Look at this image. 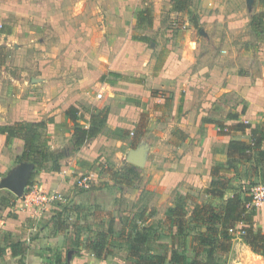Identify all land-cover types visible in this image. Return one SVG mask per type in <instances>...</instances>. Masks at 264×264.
Instances as JSON below:
<instances>
[{
	"label": "rangeland",
	"instance_id": "1",
	"mask_svg": "<svg viewBox=\"0 0 264 264\" xmlns=\"http://www.w3.org/2000/svg\"><path fill=\"white\" fill-rule=\"evenodd\" d=\"M140 10L149 11L151 27H136ZM262 11L264 0H0V15L6 13V17L0 19L3 21L0 31L11 32L10 43L14 41L18 46L15 54L26 60L32 74L41 71L38 65L35 69L30 67L31 63L34 65L31 61L38 57L36 52L45 54L47 59L62 56V61L54 67L56 71L51 72L55 77L62 76L63 86L67 83L72 87L74 96L70 98L78 107L76 123L83 125L84 116L96 115L91 120L99 124L101 134L125 140L121 144L118 141L103 144L102 156L95 160L96 167L92 165L83 175L73 174L76 178L87 176L88 188L80 187L76 178L70 176L54 180L55 184L69 185V189L56 187L53 190L45 186H27L26 178L17 195L4 193L0 194V199L8 203L16 196L20 197L23 207L30 212L26 214L24 224L52 221L55 228L64 226L66 245L71 246V254L78 252L74 249L77 242L85 243L95 230L107 226L113 218L118 233L112 248L122 261H125L128 246L127 234L136 224L149 234L145 246L147 253L165 254L166 264H174L170 261L173 251L183 254L188 262L205 261L208 246L204 237L211 235L210 229L218 232L222 229L217 224L209 226L203 218L201 220L202 215L199 221L191 219L195 217L194 207H203L202 214L220 212L225 198L233 191L247 189L250 193L251 187L264 182L252 174L251 165L241 162L231 171L217 175L230 181V188L223 198L204 194L202 187L194 188L199 189L194 193L180 194L176 188L162 192V186L152 183L154 168L159 162H151L157 151L174 154L172 147L158 146V142H165L172 136L180 138L178 132H173L177 127L174 125L183 119L185 109L191 110V105L196 103L194 124L200 123L198 130L212 124L218 133H227L232 138L244 136L246 132L250 135V129L232 132L238 122L226 116L234 111L240 113L245 109L246 112L249 106L256 104L255 95L251 96L247 90L249 96L245 98L241 90L231 86L232 82L227 83L229 79L241 77L247 88L264 90V19L262 25L258 18L253 21V17ZM143 33L149 35L150 42L142 44L135 39ZM187 50L192 51V65L185 60L182 63ZM168 57L177 69H190L191 73L204 71L191 85L196 88L192 97L186 96L188 82H183L184 75L174 74L167 68L163 70ZM41 58L44 60L43 56ZM156 65L157 70L153 68ZM42 69L45 71L44 67ZM109 71L120 72L122 78L111 85L104 82V79H113L107 75ZM128 77L136 83L126 84L124 79ZM233 85H236L235 81ZM98 93L102 94L101 98ZM178 104L180 111H177ZM111 106L110 116L115 123L135 120L126 123L130 127L128 134L118 126H105ZM133 123H136L135 127H132ZM74 126L75 123L71 130ZM49 138L46 132L38 137V151L46 152L47 159L40 160V154L34 156L31 165L37 172L42 166L49 167L45 162L58 167V157L69 155L78 146L73 142L68 152L50 151ZM70 141H74L73 134ZM212 144L219 154L213 161V169L218 163H225L220 159L225 146L221 141ZM146 154L149 156L142 164V156ZM124 155L128 156L124 158ZM209 184L210 181L207 186ZM34 189L57 191L65 195L66 200L42 208L35 201H25V195ZM176 205L185 213L181 225L172 214ZM263 206L264 202L254 206L255 214L258 209L264 210ZM241 227V223L234 226ZM231 233L235 237L228 240L227 250L218 251L213 264H264L263 255L254 253L239 239L238 233ZM5 235V232L0 234V243L6 246L0 248V252H8ZM9 240L16 241L11 236Z\"/></svg>",
	"mask_w": 264,
	"mask_h": 264
},
{
	"label": "crops",
	"instance_id": "2",
	"mask_svg": "<svg viewBox=\"0 0 264 264\" xmlns=\"http://www.w3.org/2000/svg\"><path fill=\"white\" fill-rule=\"evenodd\" d=\"M5 17V12L3 15H0V19H4ZM2 22L3 21H0V27L3 26L1 25ZM149 27L145 26L141 28ZM140 35L147 36L149 38L148 42H150L151 39L148 34L143 33ZM0 37L2 39L0 43V66L1 68L3 67L2 69L0 68V127L19 121H44L45 127L40 129L39 136L42 132H46L50 135L47 141L50 151L64 150L68 152L67 149L69 145L74 142L70 141L73 134V129L71 130V127L74 121H72L65 112L69 107H75L76 109L78 107L73 103V99L70 98L74 96L71 92L72 87L68 86L67 83H64L65 86H63L61 81L62 76L57 75V77H55L51 72L56 71L54 67L62 61V56L55 59H47L45 54L36 52L35 54L38 57L34 60H38V62L32 60L31 62H34V65L32 66L31 63L30 67L35 69L37 68L36 65H38V69L41 71L38 74H32L33 71L27 67L29 64L26 63V60L21 59V55L18 56L15 54V52H18L16 50L18 46L14 44V41L10 43L11 37H13L11 32L6 33L0 31ZM138 42L142 44L148 43L142 41ZM12 51L14 52V59L12 58ZM15 56H18V58ZM41 56H43L44 60ZM10 59H12L11 62L9 61ZM166 60L163 70L167 68L168 71L174 74L180 73V75H184V77L182 76L183 82H188L185 88L187 89L186 96L192 97L196 88L191 85H194V80L197 79L198 74H201L202 70H194V72L191 73L190 69L184 70L181 67L177 69L173 63H170V58ZM181 60L182 63L185 60L189 62L188 64L192 65L194 62L192 51H185ZM42 67H44L45 71H43ZM153 68L155 70L158 69L157 65ZM48 72L51 74H48ZM107 75L111 76L109 74ZM129 75L132 76V74ZM112 77L113 76H111V78ZM154 77L157 76L154 74ZM116 79L118 78L113 77V79H104V82L114 80L112 83L107 82L111 85L116 83ZM203 79L205 78L203 77ZM124 81L130 86L136 83L135 80L130 77L124 79ZM234 81L236 85H233ZM230 82H232L231 86L241 90L245 98L249 96L247 90H249L251 96L255 95L256 104L249 106L250 108L246 112H240L238 120L226 118L235 120L238 123H248L252 127L259 125L264 120V117H262L264 114V90L257 89V87L247 88L244 85V79L241 77L229 79L227 85H230ZM252 91L254 93H252ZM101 97L102 94L98 98ZM181 100L182 96L179 97L180 102ZM196 107L197 103L191 105V110L189 108L185 109L183 119L174 125L177 127H174L173 132H178L180 138L172 136L166 139L165 142H158V146L172 147L174 151V154L170 153L168 155L157 151V155L160 154V157L154 155L155 158L152 159L153 161L151 162V164H157L159 162L154 168V179L152 183L160 187L162 186V192L176 188L180 194H186L187 192L194 193L196 190L194 188L199 187V189H201V187H207L209 181L212 180L211 169L213 161L215 158L218 159L217 155H219L214 150L213 141H221L224 144L225 147L220 159L221 162H226L227 143L231 139L250 140L251 134L248 135L247 132L244 136L232 138L227 133H218L217 128L212 124L204 125L201 131L198 130L200 123L196 122V124H194L195 114L197 113ZM109 111L108 118H106L104 122L105 126L108 128H115L118 126L120 129H123V132L128 134V129L130 127L126 123H132L135 122V120L127 119L125 123L117 124L110 116L113 111L112 106ZM177 111H180V104L177 106ZM240 114L242 115L240 116ZM83 118V126L89 129L91 123L94 124V121H92L94 119L93 116L89 114ZM129 120H132V122H129ZM135 126L136 123H133L132 127ZM98 128H100L99 125L95 134L78 145L75 150L69 152V155L65 154L58 159L60 170H53L52 163L48 165V163L45 162L49 167L43 168L42 166V169L38 170L34 178L35 183L33 186H45L52 190L56 187L69 189V185H65L63 182L55 184L54 180L67 178L69 176L74 177L73 174L76 172H79V175H83V173L89 171L92 165H96V158L102 154L103 144H115L117 141L120 144L125 143V140H118L101 134ZM233 129L232 132L236 131L237 133H241L235 130V128ZM196 141L197 144H195ZM23 146L24 142L20 138H14L9 145H6L5 135L0 133V194L7 193L17 195L21 190L20 185L26 183L25 180L28 173L34 169L31 165L34 161H19L17 159L23 151ZM164 149H166V152H170V149ZM130 151H135V149L132 148ZM127 156L128 155H124V158ZM148 156V154L142 156L141 162H146ZM132 158H134V155ZM144 162L142 164H144ZM246 163L252 166L253 162L249 161ZM8 180L9 182H7ZM75 180H77V178ZM51 189L48 190L50 191ZM2 199H0V234L5 232L14 240L23 241L27 245L23 264H131L130 259L127 258V251L124 253L125 261L119 259L116 251H113L111 255L105 258H97L90 251L85 249L83 244L74 248L78 251L77 253L71 254V246L68 247L65 240L67 231L63 232V230H58L54 227L52 221H39L37 225L24 224V218L26 214L30 212L23 207L20 197L16 196L8 203H6V201L4 202V199ZM253 221L255 229L264 231L263 209H258L257 213H254ZM5 247L3 242L0 243V248ZM17 258L18 257H12L9 251L0 252V264H17Z\"/></svg>",
	"mask_w": 264,
	"mask_h": 264
},
{
	"label": "trees",
	"instance_id": "3",
	"mask_svg": "<svg viewBox=\"0 0 264 264\" xmlns=\"http://www.w3.org/2000/svg\"><path fill=\"white\" fill-rule=\"evenodd\" d=\"M260 19V25H262V19H264V11L258 13L253 17V21ZM152 18L148 11H139L137 13L136 27L141 28L145 26H151ZM136 40L142 42H148L149 38L144 35L136 37ZM109 75L122 78V74L117 72H109ZM107 82H114V80H108ZM245 111L242 110L241 113ZM66 115L75 123L73 128L74 144L80 145L87 138L95 134L98 127V123H91V126L85 128L83 125L76 123L77 109L75 107H69L66 110ZM96 116V115H93ZM229 119L238 120L239 113L231 112L227 116ZM45 127L44 121H19L10 125H4L0 127V133L5 135L6 145H9L14 138H20L24 142L23 151L17 157L19 161H32L34 156L40 154V160H46V152L41 153L38 150L37 140L40 129ZM235 130L244 132L246 128H250V140L244 139H231L227 143L226 150V162L224 164L218 163L213 167L211 174L212 180L210 184L204 188V194L212 197L223 198L230 188V181L225 176H217L220 172L227 173L230 169H233L236 163L252 161L251 169L253 175L258 178L259 181L264 182V120L257 126L252 127L248 123L239 122L235 125ZM61 157V155H60ZM58 157V159L60 158ZM52 163V169L58 171L60 169ZM37 170L33 169L28 173L27 186H33L35 183V176ZM252 201V197L247 189L238 191L235 190L231 196L225 198L223 209L220 212L208 211L207 214H202L203 207L196 205L193 209L194 218L191 219L201 220L209 226L220 225L222 231L218 232L217 229H210V236L204 237L208 250L206 251V260L198 261L193 260L188 262L183 254H178L173 251L171 253L170 261L174 264H213L215 256L222 250H227L230 243L228 240L235 237L230 231V228H234L237 223H241V233L239 237L242 241L250 247V249L256 253L264 256V231L255 229L253 226V207L248 208L247 204ZM174 218L178 220V224L184 221L185 213L182 208L177 205L172 209ZM143 221V220H142ZM58 230L65 229L64 226L57 228ZM145 228H141L138 224L133 226V229L127 234V256L131 261V264H166L167 256L163 253H152L145 250L146 243L149 239L148 232L143 231ZM229 231V232H228ZM118 233L114 229L113 218L109 219L107 226H102L98 230L93 232V235L89 237L83 246L90 251L97 258H105L113 253L112 241L115 239V235ZM120 234L123 231L119 232ZM235 233V232H234ZM6 236V237H5ZM7 250L12 257H18L17 263L23 264V258L27 250V245L23 241L12 242L9 240V235H5ZM223 239H222V238ZM8 238V239H6ZM218 238H221L218 240ZM218 240V243H217ZM80 243L77 242L76 246ZM219 251V252H218Z\"/></svg>",
	"mask_w": 264,
	"mask_h": 264
},
{
	"label": "built area",
	"instance_id": "4",
	"mask_svg": "<svg viewBox=\"0 0 264 264\" xmlns=\"http://www.w3.org/2000/svg\"><path fill=\"white\" fill-rule=\"evenodd\" d=\"M101 96V93H98V97ZM76 182L80 187L88 188L89 182L87 176H80L77 178ZM250 195L252 197V201L247 204L248 208L254 207L256 205L261 204L264 202V184L258 183L255 184L253 187L250 188ZM66 200L65 195L57 192V191H45V190H33L25 195V201L27 202H34L42 205V208L47 207L48 205H52L56 202H63ZM230 232H235L240 234L241 230L237 228H230Z\"/></svg>",
	"mask_w": 264,
	"mask_h": 264
}]
</instances>
